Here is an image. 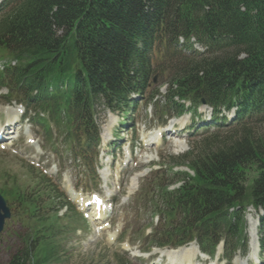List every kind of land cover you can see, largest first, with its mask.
<instances>
[{
    "label": "trees",
    "instance_id": "1",
    "mask_svg": "<svg viewBox=\"0 0 264 264\" xmlns=\"http://www.w3.org/2000/svg\"><path fill=\"white\" fill-rule=\"evenodd\" d=\"M179 37H194L206 51L177 57ZM5 58L16 65L0 72V89L47 132L50 125L60 130L86 170L93 169L99 144L98 108L129 112L136 106L130 94L151 92L154 73L194 104L204 100L215 112L236 109L233 137L200 139L172 159L193 177L168 191L157 175L145 197L160 220L153 244L196 240L212 254L222 240L225 251L231 242L232 253L243 246V211L264 210V138L253 131L264 124V0H3ZM155 59L164 64L156 67ZM28 170L30 189L0 190L26 232L25 247L8 264H52L77 214L68 203L60 205L68 207L64 217L52 213L57 189Z\"/></svg>",
    "mask_w": 264,
    "mask_h": 264
},
{
    "label": "rangeland",
    "instance_id": "2",
    "mask_svg": "<svg viewBox=\"0 0 264 264\" xmlns=\"http://www.w3.org/2000/svg\"><path fill=\"white\" fill-rule=\"evenodd\" d=\"M161 82V77L158 76L156 88L160 95L164 94V91L161 92V90L165 87ZM4 94L5 91L0 90V126L6 123L3 116L6 108L10 107L12 110H7L16 111V106L7 104V99L1 98ZM154 97H157V95ZM146 99L148 100V97ZM157 99L160 100V96ZM163 104L162 99L159 104H153L149 100L143 101L131 114L132 120L128 121L124 126L120 125L122 120L119 115H114L115 119L110 117L109 121L107 112L101 114V133L104 127V134L107 135L111 132V138L105 145L102 144L99 147V163L102 170L96 172L99 174L101 184L97 190L110 203L107 205L108 214H106L110 218L108 221H102V224H99L95 221L96 217L92 211V206H89V208L79 207V211L82 214L86 213L88 219L83 225L77 224L75 229H78V231L75 232L71 239L66 236L65 240H69V243L64 244L65 248L63 247L64 250L61 251L59 261H55L52 264H160V251L153 250L148 255L138 253V250L142 252L147 250L150 242L142 239V237L143 234L146 236L154 229L156 226L154 223H156L157 218L151 215L150 210L142 208V201L135 199L137 191L133 193L134 191L130 192L129 190L134 181L136 187L138 185V189L143 184L146 186L151 180V172L158 170L161 162L165 161L168 164L171 161V157L176 156L172 155L167 144L157 148L153 147L150 150L151 160H153L150 163L144 157L142 160L133 159V161L129 162L123 155L128 150L127 143L132 133L139 135L142 131H150L160 124L161 120L164 121L168 117L167 114L163 113ZM229 130L230 128L228 127L212 128L208 134H202L199 138L210 139L209 137L215 136L222 142H226L227 139L233 137L229 136ZM253 131L264 138V124L253 128ZM121 135L123 137H120ZM53 139L56 141V145L51 146L49 137L43 134L40 126L31 127L27 122L23 121L19 123L12 138L0 143V189L8 190L13 186L30 189L33 184L27 165L33 164L35 167H39V170L44 171L56 187L58 186L61 197L66 196L69 199V193L67 192L69 189H73L87 201L95 193L91 189V182L86 181L87 186L84 187L81 178H75L72 175L75 167L70 161H61L55 158L51 151L54 148L62 150L63 146L61 143L62 139L58 140V138L54 137ZM29 140L34 142V144H31ZM196 140L197 138L191 139L187 137L188 147L193 149L198 147L199 144H197ZM148 142H151V140ZM112 143L117 145H112ZM39 145L41 147L45 146L47 152L41 151ZM24 161H27L28 164L24 163ZM175 168L176 171H184V167L175 166ZM167 179H169V174L166 176ZM70 195L72 199H74L73 196H76L75 201H80L77 195L72 193ZM64 211H60L59 214L62 215ZM245 220L247 227L246 238L248 241L245 252L248 253L249 245L251 242L254 244L256 241L255 239L252 241V224L254 222L258 225L257 232L260 229L261 234L258 239H262L264 248V212L249 208L245 211ZM24 224V221L15 218L12 220L9 229L5 228L0 234V264H8L11 257L25 247L23 240L25 237ZM138 240L142 241L138 242ZM121 241H125V243L121 244ZM184 248H187V252L186 255H181L180 260H182V263L193 262V264H202V262L208 260L207 257L202 256L190 245ZM221 255L222 252H218L215 259L208 264H223V262H220ZM152 256H156L154 262L150 259ZM241 256L236 257L230 264H264L263 251H260L259 256L247 255L244 258ZM165 258L163 259L164 264H171V260Z\"/></svg>",
    "mask_w": 264,
    "mask_h": 264
},
{
    "label": "bare ground",
    "instance_id": "3",
    "mask_svg": "<svg viewBox=\"0 0 264 264\" xmlns=\"http://www.w3.org/2000/svg\"><path fill=\"white\" fill-rule=\"evenodd\" d=\"M9 110H7V112H8ZM7 118H8V122L9 123H11L12 124V122H15V121H17L18 120V118H19V115L16 113V112H13V111H9L8 112V115H7ZM110 134H111V132H110ZM110 134H107V135H105L104 134V131L102 132V144H105V143H107V141H109L110 140ZM151 142H152V140H151ZM151 142H147V143H151ZM138 186V185H137ZM135 187H136V183H135V181L132 183V186H130V192H132V191H135L136 189H135ZM137 188V187H136ZM70 197H71V195H70ZM73 198L76 200V196H73ZM73 199V200H74ZM74 200V201H75ZM78 200V199H77ZM77 202V201H76ZM78 202H79V200H78ZM97 204V203H96ZM94 208H95V204H94ZM98 210H99V212L100 213H96V215H99V220L100 221H102V220H104L106 217H105V211H103V208L100 206V208H98ZM102 211V212H101ZM252 227H254V226H252ZM253 239H257V235H256V233H255V231H254V229H253ZM187 251L185 250V249H179V250H177V251H165V252H162L161 254L162 255H165V256H167V257H173V256H179V255H181V254H185ZM186 255V254H185ZM182 256H184V255H182ZM185 258V257H184ZM191 258V257H190ZM186 264H189V263H186Z\"/></svg>",
    "mask_w": 264,
    "mask_h": 264
},
{
    "label": "water",
    "instance_id": "4",
    "mask_svg": "<svg viewBox=\"0 0 264 264\" xmlns=\"http://www.w3.org/2000/svg\"><path fill=\"white\" fill-rule=\"evenodd\" d=\"M6 219H10V211L6 205L5 200L0 195V233L3 230L4 222Z\"/></svg>",
    "mask_w": 264,
    "mask_h": 264
}]
</instances>
